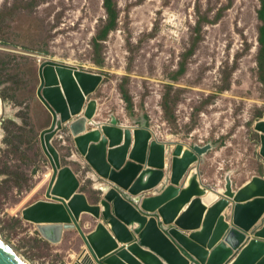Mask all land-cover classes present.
Wrapping results in <instances>:
<instances>
[{
  "label": "rangeland",
  "instance_id": "374dc122",
  "mask_svg": "<svg viewBox=\"0 0 264 264\" xmlns=\"http://www.w3.org/2000/svg\"><path fill=\"white\" fill-rule=\"evenodd\" d=\"M111 1L109 11L105 0H0V100L8 112L0 123V240L27 264H71L84 248L70 231L50 243L21 216L45 197L53 173L39 141L52 120L36 96L44 62L103 76L89 97L97 123L151 129L168 145L166 161L171 144L204 149L200 173L209 187L223 191L231 180L238 189L264 175L254 129L264 120L262 1ZM52 143L98 203V179L68 126ZM82 224L87 231L92 216Z\"/></svg>",
  "mask_w": 264,
  "mask_h": 264
},
{
  "label": "water",
  "instance_id": "95a60500",
  "mask_svg": "<svg viewBox=\"0 0 264 264\" xmlns=\"http://www.w3.org/2000/svg\"><path fill=\"white\" fill-rule=\"evenodd\" d=\"M47 66L53 82L45 78ZM38 77L36 96L52 118L39 141L53 173L45 198L25 206L21 216L52 244L61 243L66 231H78L85 247L71 264H264V175L238 189L231 180L223 191L211 188L201 178V147L181 153L182 144H174L166 164L168 145L149 128L112 121L87 130L98 110L89 97L103 76L44 62ZM82 115L69 130L98 179L101 199L96 204L52 143ZM262 125L255 131L261 133ZM259 153L264 164L263 134ZM84 214L98 221L94 229L85 231ZM0 264L27 263L0 241Z\"/></svg>",
  "mask_w": 264,
  "mask_h": 264
},
{
  "label": "bare ground",
  "instance_id": "6f19581e",
  "mask_svg": "<svg viewBox=\"0 0 264 264\" xmlns=\"http://www.w3.org/2000/svg\"><path fill=\"white\" fill-rule=\"evenodd\" d=\"M44 75H45V78H46V80H48V81H50V82H53V80H54V78H53V69L52 68H50V67H45L44 68ZM52 76V77H51ZM87 103H88V100H87ZM97 105H98V103H97ZM85 109H86V107L84 108V111H85ZM0 115H8V112H7V110L4 108V105H3V103H2V101L0 100ZM82 118H84V115H82V116H80V117H78V118H75V120L73 119V121L72 122H70L67 126H68V128H70V125L73 123V122H75L77 119L79 120V119H82ZM96 119V118H95ZM94 119V123H92V124H87V126H91L90 128H95L96 127V125L98 124L97 123V119L95 120ZM95 123H96V125H95ZM259 124H264V120H261V121H258V123H256L255 124V127H254V129L259 125ZM263 125L262 126H260V128L261 129H263ZM260 135L261 134H263L264 135V130L263 131H261V133L260 132H258ZM73 139H74V137H73ZM167 147V146H166ZM165 147V152L167 151V148ZM170 152H172V150H175L176 149V146L174 145V144H172L171 146H170ZM180 149V152L182 153V152H184L185 150H187L188 148L186 147V146H184V144H182V147H180L179 148ZM85 158V157H84ZM86 160V159H85ZM169 160H167L166 161V164H167V162H168ZM147 179H148V176L147 175H145L144 176V183L147 181ZM1 241V240H0ZM19 257V256H18ZM20 258V257H19Z\"/></svg>",
  "mask_w": 264,
  "mask_h": 264
},
{
  "label": "trees",
  "instance_id": "16d2710c",
  "mask_svg": "<svg viewBox=\"0 0 264 264\" xmlns=\"http://www.w3.org/2000/svg\"><path fill=\"white\" fill-rule=\"evenodd\" d=\"M261 9L258 12V18L260 19L262 26L259 29V45H260V60H263L264 58V0H261ZM105 6L110 11L112 8V1L111 0H105ZM114 27V24L112 25V28ZM116 27V26H115ZM105 28L102 29L104 31ZM101 31V33H103ZM100 33V34H101Z\"/></svg>",
  "mask_w": 264,
  "mask_h": 264
},
{
  "label": "crops",
  "instance_id": "0c3cea01",
  "mask_svg": "<svg viewBox=\"0 0 264 264\" xmlns=\"http://www.w3.org/2000/svg\"><path fill=\"white\" fill-rule=\"evenodd\" d=\"M124 127H126V126H124ZM253 177V176H252ZM201 178H202V181L205 183V180H204V178L201 176ZM249 181V180H248ZM248 181H246V182H248ZM245 182V183H246ZM244 183V184H245ZM206 184V183H205ZM99 190V189H98ZM99 192V191H98ZM99 201H100V199H101V194H100V192H99ZM42 198H45V197H42ZM41 199V198H40ZM99 203V202H98ZM92 221H93V224L92 225H90V226H88L89 227V229L87 230V231H90V230H92V229H94L95 228V226H96V224H97V220L94 218V217H92ZM132 227V226H131ZM130 227V228H131ZM132 229V228H131ZM70 232H74V234H76V235H78V237L82 240V238H81V236H80V234L78 233V231H76V230H69ZM67 232V231H66ZM65 232V233H66ZM188 234H189V232H187ZM249 238H250V236H249ZM82 243L84 244V242H83V240H82ZM120 245H123L122 243H120ZM83 247H85V246H83ZM84 249V248H83ZM76 260V259H75Z\"/></svg>",
  "mask_w": 264,
  "mask_h": 264
}]
</instances>
